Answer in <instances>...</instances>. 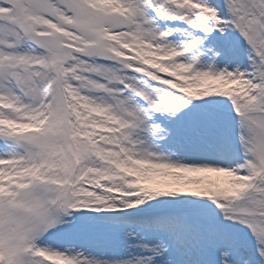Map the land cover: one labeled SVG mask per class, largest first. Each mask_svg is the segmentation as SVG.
<instances>
[{
    "label": "snow or ice",
    "instance_id": "6c2138e0",
    "mask_svg": "<svg viewBox=\"0 0 264 264\" xmlns=\"http://www.w3.org/2000/svg\"><path fill=\"white\" fill-rule=\"evenodd\" d=\"M0 264H264V0H0Z\"/></svg>",
    "mask_w": 264,
    "mask_h": 264
}]
</instances>
